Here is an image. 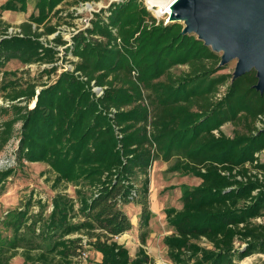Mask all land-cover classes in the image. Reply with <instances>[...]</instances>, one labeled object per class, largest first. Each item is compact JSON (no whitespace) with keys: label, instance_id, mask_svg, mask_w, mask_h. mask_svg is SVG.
<instances>
[{"label":"trees","instance_id":"trees-1","mask_svg":"<svg viewBox=\"0 0 264 264\" xmlns=\"http://www.w3.org/2000/svg\"><path fill=\"white\" fill-rule=\"evenodd\" d=\"M63 1L38 0L39 15L0 38L3 79L12 59L44 64L43 74L57 72L58 45L68 42L63 35L45 42L57 25L40 28ZM27 5L7 0L1 10L25 12ZM102 10L65 47L77 57L71 68L52 82L33 78L5 87L0 151L17 138L19 161L49 164L54 188L72 184L77 197L58 190L48 216L42 201L29 215L33 197L26 209L13 211L4 224L13 238L0 231V264H10L20 246L41 249L23 253L26 264H73L85 238L102 253L100 264H159L145 248L153 214L150 169L158 159L169 171L202 180L183 185L181 207L165 209L170 264H238L264 254V92L255 87L257 71L237 78L223 72L229 65H221V52L183 33L181 22L157 23L144 1H116L106 15ZM179 65L186 68L176 73ZM228 123L232 135L223 129ZM12 171H0V192ZM130 204L142 210L134 257L117 240L133 227ZM24 231L48 244L34 243Z\"/></svg>","mask_w":264,"mask_h":264},{"label":"rangeland","instance_id":"rangeland-1","mask_svg":"<svg viewBox=\"0 0 264 264\" xmlns=\"http://www.w3.org/2000/svg\"><path fill=\"white\" fill-rule=\"evenodd\" d=\"M7 0H0V38L4 35L11 36L21 32L20 24L28 20L32 14L39 15L37 9L38 0H28L27 10L25 12L17 11H2L1 5L4 4ZM119 2L122 0H65L58 5L57 9H60L59 12H51L47 19L41 24L40 30H47L48 25H57V30L50 35H45L42 39L45 42L53 40L58 35H63L68 44L74 42L73 36L79 30L84 29L89 24H91V18L96 10L104 11V14L107 10L110 9L111 4L114 2ZM143 1V0H140ZM73 13V14H71ZM106 15V14H105ZM4 23H9V26H6ZM186 25L185 22H182ZM7 27V31H5ZM14 27L17 29V32L12 34L8 33L9 29ZM197 34V33H195ZM198 35V34H197ZM54 44V43H53ZM66 45V46H67ZM65 45H58L60 50V59L58 61V70L52 75L43 74L42 70L44 64L34 63L30 65H24L17 59H12L2 68V71H10L3 79V72L0 73V104L7 103L5 98L7 90H5L6 85L13 83V81H25L28 79H35L40 83L52 82L60 74L61 70L66 68H71L73 61L77 60L72 53L68 55L65 54ZM229 67L223 72H234L237 60H234L228 63ZM186 68L184 65H179L174 67L176 73H180ZM33 102L30 103L32 106ZM231 127L233 130V125L231 123L227 124V131ZM19 140L17 138L12 139L8 145L0 151V171L13 170L11 175L5 180L4 187L0 192V231L2 236L8 239H12L14 235V230L11 227H6L4 224L11 220V213L15 210H23L29 206V200L33 197V205L29 206V215L37 213L40 209L38 205L39 201L45 203L46 211L45 216H48L53 208L52 201L58 190H62L74 198L77 197L75 187L72 184L59 185V187L54 188V179L56 177L55 172L52 170L51 166L44 162H29V161H19L17 158V148ZM261 160L264 161V152L261 154ZM169 164L163 159H158L154 162L153 166L150 169L151 177V192H150V201H152L151 207L153 205L152 211L153 214L150 219L149 231L156 232L158 235L153 241V249L158 250L157 252H152L149 248V253L153 257L157 258L159 263L170 264L171 261L165 250H162L161 241L166 234L170 232V227L163 223L164 220L161 217L160 212L164 208L182 204L181 197L183 195V185L196 186L201 183V178L194 175H181L178 172L169 171ZM138 207V206H137ZM135 205L130 204L125 207L127 213L129 214L133 227L131 230L125 232L119 236L121 244L126 245L131 255L134 257L141 246V207L137 208ZM264 221V218L261 219ZM31 220H29V223ZM26 233L27 239L32 238L33 242L36 244L42 243L43 246L48 243L44 241L43 237L36 236L32 231H24ZM37 233H40L37 231ZM149 234L148 239H151ZM36 236V237H35ZM80 235L74 234L70 237H79ZM118 239V238H117ZM1 243V240H0ZM25 245L24 242H21ZM148 245V244H147ZM152 245V244H151ZM242 245L237 243V246ZM148 250V249H147ZM20 253L16 256H21L22 260L15 262L14 264H26L25 257L23 253L32 252L36 254L41 251V249L29 250V248L24 249L22 246L19 247ZM84 252L87 253V256L84 255ZM97 250H95L90 244L89 240L85 238L83 241V246L74 252L72 259L73 264H100L98 262ZM155 255V256H154ZM15 256V257H16ZM14 257V258H15ZM14 258L12 260L14 261ZM155 258V259H156ZM11 260V262H12ZM264 263V254L263 253H254L249 257H246L243 260H239L238 264H263ZM27 264H32L28 262Z\"/></svg>","mask_w":264,"mask_h":264},{"label":"water","instance_id":"water-1","mask_svg":"<svg viewBox=\"0 0 264 264\" xmlns=\"http://www.w3.org/2000/svg\"><path fill=\"white\" fill-rule=\"evenodd\" d=\"M171 18L221 52V65L237 60L235 78L255 69L264 92V0H175Z\"/></svg>","mask_w":264,"mask_h":264},{"label":"built area","instance_id":"built-area-1","mask_svg":"<svg viewBox=\"0 0 264 264\" xmlns=\"http://www.w3.org/2000/svg\"><path fill=\"white\" fill-rule=\"evenodd\" d=\"M143 1L146 7L155 16L157 23L164 22V24H167V23L172 22L170 18L172 14V6L175 3V0H168L167 2H161V0H143ZM94 11H98V10L94 9ZM14 31L17 32V29L14 27H11L8 33L12 34ZM96 90L101 92L99 87H97ZM84 255L87 256V253L84 252Z\"/></svg>","mask_w":264,"mask_h":264},{"label":"crops","instance_id":"crops-1","mask_svg":"<svg viewBox=\"0 0 264 264\" xmlns=\"http://www.w3.org/2000/svg\"><path fill=\"white\" fill-rule=\"evenodd\" d=\"M4 2V0H2V3ZM230 124V123H229ZM232 125V124H231ZM225 128H227V124L226 125H224V127H223V129H224V131L227 133V134H229V135H232V133H233V130L231 129V127L228 129V131L225 129ZM202 181V180H201ZM150 198H151V196H150ZM151 204H152V201H151ZM134 205V204H133ZM136 207H137V205H135ZM176 207H181L182 206V204H179V205H175ZM137 208H140L139 206L137 207ZM151 209H152V211H155L156 209H153V205H152V207H151ZM165 209L166 208H164V210L163 211H161L160 212V214H161V217H162V219L164 220V224H165V226H166V224L168 225V223H167V220H166V213H165ZM172 232V229L170 228V232H166V234H164V236H163V238H162V241H161V246H162V250H165L164 252H167V246L165 245V243H164V238H165V236L167 235V234H169V233H171ZM151 239L149 240H147V244L145 245V248L146 249H148L147 251H148V253H149V248H151V251L152 252H157V251H159V248H157L158 250H156V249H153V241H154V239H155V237H157V233L154 231V232H152L151 234ZM118 239V241H119V243H120V240H119V236L117 237ZM152 244V245H151ZM150 255H151V253H149ZM97 256H98V259H97V261L98 262H101L102 261V258H103V255H102V253L101 252H97ZM155 256V255H154ZM151 257H153V255H151ZM154 258V257H153ZM156 258V257H155ZM154 258V259H155ZM20 260H22V257L21 256H16L15 258H14V261L12 260V262L10 263V264H14L15 262H17V261H20ZM156 260V262L157 263H159V261H158V259L156 258L155 259ZM160 264V263H159Z\"/></svg>","mask_w":264,"mask_h":264},{"label":"bare ground","instance_id":"bare-ground-1","mask_svg":"<svg viewBox=\"0 0 264 264\" xmlns=\"http://www.w3.org/2000/svg\"><path fill=\"white\" fill-rule=\"evenodd\" d=\"M168 0H161V2H167ZM171 19H173V18H171ZM35 105V101L33 102V104H32V106H34Z\"/></svg>","mask_w":264,"mask_h":264}]
</instances>
